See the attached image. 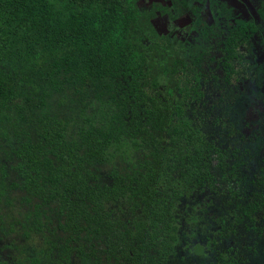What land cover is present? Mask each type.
<instances>
[{
	"label": "trees",
	"instance_id": "trees-1",
	"mask_svg": "<svg viewBox=\"0 0 264 264\" xmlns=\"http://www.w3.org/2000/svg\"><path fill=\"white\" fill-rule=\"evenodd\" d=\"M145 1L0 0V122L15 174L7 182L0 162V199L16 189L36 199L19 225L42 237L10 264H246L229 240L264 208V189L242 193L248 145H225L236 132L208 121L207 101L215 69L227 82L260 26L251 15L224 31L202 21L192 37L163 32L160 16L189 14L192 25L205 0ZM230 10L222 1L217 12ZM66 92L61 115L49 100ZM223 195L241 196L232 223L214 208Z\"/></svg>",
	"mask_w": 264,
	"mask_h": 264
},
{
	"label": "rangeland",
	"instance_id": "rangeland-1",
	"mask_svg": "<svg viewBox=\"0 0 264 264\" xmlns=\"http://www.w3.org/2000/svg\"><path fill=\"white\" fill-rule=\"evenodd\" d=\"M149 1L146 0L145 2ZM220 1L210 0L209 5L212 6V9L209 8L210 6L204 7L202 16L195 23L192 22V25H189L188 18L179 17L173 22L169 20L167 15V19L163 20L164 15H162L160 17L161 23L159 22L158 26L164 25V28L159 27V29L163 32H169L176 25L181 28L184 26L201 27L202 20H204L215 22L218 28L224 31L225 21L236 24L238 20L248 19L251 15L256 18L261 31L252 35L247 43L239 45L237 48L238 56L233 65L235 71L229 72L227 82L222 79L224 76L222 68L215 69L220 80L218 84L210 85V90L215 93L209 99L210 101H207L209 106H215L210 109L208 121L220 118L230 124L232 130L234 129L236 132V135L225 137V145L234 144L231 141L233 137L236 139L235 146L246 147V144L248 145L246 151L250 155V160L241 168V178L237 185H242V193L247 199H250L253 191L258 188L264 189L262 186L264 180L256 183V179L261 176L260 173H264V19L258 18L256 14L258 0H222L231 9L226 17L215 14V10L219 9ZM188 27L181 31H188ZM189 33L192 35L194 32ZM202 36L197 38V42L206 46L207 41ZM205 37L209 42L217 40L211 33ZM217 55L220 53L216 52ZM258 67L262 69L260 70ZM256 68L259 75L253 78ZM70 97H73L70 92H66L65 95L52 96L49 100L52 109L61 115H70L71 110L67 106L71 105ZM7 128L8 123L6 121L0 122V162H4L7 167L5 180L10 182L15 179V174L9 167L13 160H8L9 144L3 135V130ZM261 193L264 199V190ZM25 195L26 193L20 189L9 190L0 199V218L3 222L0 220V262L5 261L10 264L18 259L22 260L26 251L28 253L29 249H37L42 245L40 234L31 233L29 237H25L22 233V227L19 225L24 220L25 214L31 211L34 203L37 202L36 199L26 200ZM223 200H227L224 195ZM237 203H241V196L234 198L231 203L227 202L226 207L222 199L217 198L214 208L219 213H228L231 219L230 223H232L236 220L235 216L241 215L240 206H235ZM12 223L13 225H11ZM242 223L236 226V232L230 237L229 241L234 249L232 251L238 253L239 257L242 258L240 260L247 259L246 264H264V250L261 245L263 238L259 236V233H263L262 236H264V208L252 213L251 217L242 216ZM198 230L201 235L206 234L204 228L198 227ZM224 247L225 245L218 241L217 245L214 246V252L223 251ZM252 247H255L257 252H254ZM176 262L178 263V260ZM190 264H192L191 260Z\"/></svg>",
	"mask_w": 264,
	"mask_h": 264
},
{
	"label": "flooded vegetation",
	"instance_id": "flooded-vegetation-1",
	"mask_svg": "<svg viewBox=\"0 0 264 264\" xmlns=\"http://www.w3.org/2000/svg\"><path fill=\"white\" fill-rule=\"evenodd\" d=\"M222 2V0L220 1V3ZM210 4V0H205V2L204 3H202V9H201V16H202V11H203V9H204V7H206V6H210L209 5ZM220 5V4H219ZM211 7V6H210ZM209 7V8H210ZM211 9V8H210ZM215 14H218V12H217V10H215ZM168 16V15H167ZM194 16H196V15H194ZM161 17V16H160ZM179 17H185V18H188L189 19V25L191 24V16L189 15V14H184V15H180V16H176V17H173V18H171V17H169L168 16V18H169V20H171V21H175V19L176 18H179ZM167 19V17H166V15H164V17L162 18L163 20L164 19ZM165 19V20H166ZM203 22H204V20H202ZM207 24L209 23V24H211V23H213L212 21H210V22H207V21H205ZM159 23V22H158ZM161 23V22H160ZM159 27H163L164 28V25H162V26H159ZM186 27H188V26H184V28H181V27H179L178 25H176L175 27H173L172 29H175L176 31H180L181 32V35H185L186 36V34H188L190 37H192L193 35H195L196 34V31L195 30H193L192 28H191V26L190 27H188V31L186 30V31H181V30H184ZM189 30H192L194 33L191 35L189 32H192V31H189ZM183 33V34H182Z\"/></svg>",
	"mask_w": 264,
	"mask_h": 264
}]
</instances>
